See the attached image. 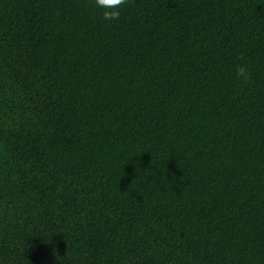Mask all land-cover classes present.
Wrapping results in <instances>:
<instances>
[{
  "label": "trees",
  "instance_id": "obj_1",
  "mask_svg": "<svg viewBox=\"0 0 264 264\" xmlns=\"http://www.w3.org/2000/svg\"><path fill=\"white\" fill-rule=\"evenodd\" d=\"M0 264H264V0H0Z\"/></svg>",
  "mask_w": 264,
  "mask_h": 264
},
{
  "label": "clouds",
  "instance_id": "obj_2",
  "mask_svg": "<svg viewBox=\"0 0 264 264\" xmlns=\"http://www.w3.org/2000/svg\"><path fill=\"white\" fill-rule=\"evenodd\" d=\"M128 0H92L93 6L100 10L105 21L111 22L120 18L121 9L127 4ZM237 79L247 82L251 79L249 68L241 63L235 68Z\"/></svg>",
  "mask_w": 264,
  "mask_h": 264
}]
</instances>
